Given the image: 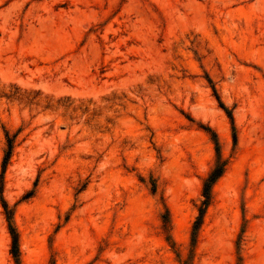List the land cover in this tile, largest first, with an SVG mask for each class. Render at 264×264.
Returning a JSON list of instances; mask_svg holds the SVG:
<instances>
[{
  "label": "rangeland",
  "instance_id": "1",
  "mask_svg": "<svg viewBox=\"0 0 264 264\" xmlns=\"http://www.w3.org/2000/svg\"><path fill=\"white\" fill-rule=\"evenodd\" d=\"M1 186L0 264H264V0H0Z\"/></svg>",
  "mask_w": 264,
  "mask_h": 264
},
{
  "label": "trees",
  "instance_id": "2",
  "mask_svg": "<svg viewBox=\"0 0 264 264\" xmlns=\"http://www.w3.org/2000/svg\"><path fill=\"white\" fill-rule=\"evenodd\" d=\"M12 148H13V140L8 136V134H6V149L4 150V157L2 160V171L5 170V167L8 164V161H9L11 154H12ZM224 166H225V164L223 162H217L216 165L212 168V170L209 172V174L203 180V184H202L203 199L201 200V203L198 207V215H197L196 220H195L194 225H193V234L197 231V229L201 223L203 214H204V212H205V210L209 204V201H210L211 188L215 184L217 179L224 172ZM1 190H2V186L0 187V192H1ZM2 205H3V209H4L6 219L8 221L10 234L12 237V246H11L10 253L13 255V257L18 259V255H19V252H18V236H17V232L15 231V228L13 227V224H12L11 211H10V209H8V206H7V204H5V202H2Z\"/></svg>",
  "mask_w": 264,
  "mask_h": 264
}]
</instances>
